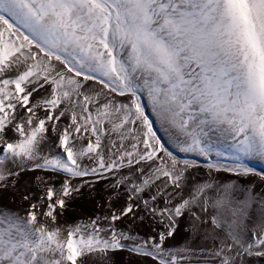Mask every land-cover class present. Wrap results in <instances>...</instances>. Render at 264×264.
Returning a JSON list of instances; mask_svg holds the SVG:
<instances>
[{"label": "snow or ice", "instance_id": "1", "mask_svg": "<svg viewBox=\"0 0 264 264\" xmlns=\"http://www.w3.org/2000/svg\"><path fill=\"white\" fill-rule=\"evenodd\" d=\"M120 252L264 264V0H0V264Z\"/></svg>", "mask_w": 264, "mask_h": 264}, {"label": "rangeland", "instance_id": "2", "mask_svg": "<svg viewBox=\"0 0 264 264\" xmlns=\"http://www.w3.org/2000/svg\"><path fill=\"white\" fill-rule=\"evenodd\" d=\"M162 134V133H161ZM182 155V154H181ZM202 172L203 170H197ZM28 179V177H25ZM258 180V178H256ZM32 191H37V188L33 186ZM108 192L105 191L103 184H98L96 186L95 194L90 193L89 191H83V194L73 201H71L65 210L64 216L71 221H76L80 218L85 220L92 215L104 214L107 209L102 205L101 197H107ZM2 203L7 204L8 207L17 208L16 204H9L5 199ZM122 226L130 227L134 231L144 233L145 235L150 234V226L147 224H141L139 222L132 223L131 221L123 222ZM185 233H181V236L178 239H183ZM130 259H135V257H130L126 252H120L115 257H113L114 264H129ZM259 264V262H257Z\"/></svg>", "mask_w": 264, "mask_h": 264}]
</instances>
